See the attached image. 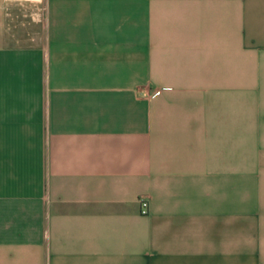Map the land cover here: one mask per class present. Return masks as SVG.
<instances>
[{"label": "crops", "instance_id": "1", "mask_svg": "<svg viewBox=\"0 0 264 264\" xmlns=\"http://www.w3.org/2000/svg\"><path fill=\"white\" fill-rule=\"evenodd\" d=\"M0 264H264V0H0Z\"/></svg>", "mask_w": 264, "mask_h": 264}, {"label": "built area", "instance_id": "2", "mask_svg": "<svg viewBox=\"0 0 264 264\" xmlns=\"http://www.w3.org/2000/svg\"><path fill=\"white\" fill-rule=\"evenodd\" d=\"M139 209L142 214L148 213V200L145 197L139 198Z\"/></svg>", "mask_w": 264, "mask_h": 264}]
</instances>
